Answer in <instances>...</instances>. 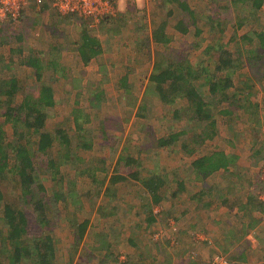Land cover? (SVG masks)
I'll return each instance as SVG.
<instances>
[{
	"label": "rangeland",
	"instance_id": "rangeland-1",
	"mask_svg": "<svg viewBox=\"0 0 264 264\" xmlns=\"http://www.w3.org/2000/svg\"><path fill=\"white\" fill-rule=\"evenodd\" d=\"M229 1L181 0L186 2L188 9L193 12L196 22L192 24L191 14L183 11L177 2L127 0L118 4L117 15L110 22L94 30L80 20L69 21L67 16L60 15L46 3L39 9L30 7L23 14L24 20L16 22L11 31L7 32L13 39L18 36L21 38V42L14 39L10 44L0 45V80L9 82L13 77H17L19 81L20 91L11 96L12 108L21 106L27 95L35 98L39 95L35 69L23 65L21 61L34 54L40 56V52H44L38 58L43 60V80L52 85L56 105L47 110L48 117L42 132L53 135L55 144L50 153L60 171L54 175L51 169L43 168L47 158L37 151L34 143L37 135L19 137L27 134L26 128L20 125L16 132L13 130V124L6 123L0 116V126H3L4 132L3 147L11 151L8 157L10 165L4 171L0 189L6 201L17 202L20 209L28 212L32 210V206L21 203L20 184L16 180L15 158L12 153V148L19 142L27 144L35 151L34 154H37L34 161L40 179L46 184L48 195L60 188L68 195L67 203L59 201L57 206L52 205L54 213L48 212L49 218L53 217L52 221H55L51 230L42 231L34 222H30V238L35 237L38 240L40 237L50 236L53 239V264H160L164 260L162 251L171 254L182 253L185 247L182 242L188 240L186 246L193 242L192 234L201 228L191 227L189 219H186L188 222L181 223L179 211L182 207L175 205L177 196L174 194L183 174L188 178L186 182L195 188L202 187V183L195 181L187 172L183 173V167L184 170L189 168L192 160L206 154L209 148L218 149L222 146L221 150L224 147L229 150L231 144L236 143V139L229 138L233 135L230 132L227 134L228 144L223 138L217 141L206 140L204 143L195 141L194 139L199 138L198 135L203 132L202 128L191 122L188 116L182 121H176L173 116L174 109L186 107L187 102L178 100L174 106L162 102L150 88L148 78L153 73L157 54L169 52V49L187 56L196 73L202 74L201 70L206 69L212 76L220 55L219 46L222 45L232 52L240 46L241 41L234 40L233 35L237 26L244 27L243 31H249L252 27L261 28L257 19L259 12L252 16L251 4L236 5ZM180 21H185L188 25L187 34L177 28ZM237 21L241 25H238ZM163 23L167 25L166 32L170 38L167 46L151 40L153 31ZM218 24L221 26H217ZM84 30H88L91 36L97 38L102 48L100 56L91 66L83 65L78 52ZM198 30L200 34H197ZM2 35H5V32H0V36ZM136 43L145 46L149 44V49L141 46L139 50ZM247 47L250 49L248 45ZM110 61H115L114 66H110V76L119 79L125 72H129L130 88L120 90L116 81L107 82L104 80L105 76L97 71V67H102L104 63L109 65ZM47 62L56 64L45 66ZM263 74L264 67L257 68L256 64L241 68L235 73L238 75L236 79H243L242 83L237 85L238 88H253ZM204 76L207 74H202L201 81H195L197 85L205 81ZM249 78L250 82H246ZM244 82L246 83L242 85ZM208 89L207 85L201 88L204 95L209 94ZM97 94L101 95L98 100L95 98ZM9 97L6 94L1 96L5 102ZM218 100L213 101L214 114L221 108H228V105L231 107L227 110L233 112L240 108L239 105L233 106L229 103L230 100ZM125 104L129 105V110ZM139 107H143L141 112H145L146 118L135 116ZM121 109L125 112L124 115L119 114ZM78 116L80 129L75 123ZM59 130L65 133L71 142L70 146L66 147L61 143ZM184 130L187 133L176 144L167 148L158 146V140L161 138ZM192 151L195 153L194 157ZM67 155L70 157L68 163ZM128 158L141 162V177H148L152 171L159 173L160 167L168 179L167 185L161 191L165 200L152 208L156 216V222L152 225L148 224L150 214L147 205H151L150 197L140 183L130 179V182L112 186L111 190L106 192L115 169L120 170L118 174L124 175L130 170L133 171V168H126ZM119 160L122 162L117 165ZM90 175L95 177V182ZM62 176L63 183L60 182ZM171 205L176 208L171 209ZM84 220H89V228L84 240L77 243L78 225ZM33 229L35 231H32ZM32 232H35V236ZM0 233V264H10L9 256L13 254V249L8 241L4 242L8 237V230L1 222ZM159 235L162 241H158ZM172 240L176 241V246H171ZM222 244L214 251L205 245L200 246L202 250L197 253L199 260L194 264H206L218 254H227L224 251L226 244ZM196 249L197 247H193L191 251ZM151 254L158 258L151 261ZM28 260L25 257L22 264H31ZM188 261V257L183 254L178 263L190 264Z\"/></svg>",
	"mask_w": 264,
	"mask_h": 264
},
{
	"label": "trees",
	"instance_id": "trees-1",
	"mask_svg": "<svg viewBox=\"0 0 264 264\" xmlns=\"http://www.w3.org/2000/svg\"><path fill=\"white\" fill-rule=\"evenodd\" d=\"M166 1L179 3L183 11L191 14L193 19L192 24H195L196 20H194L193 12L188 9L186 2H181V0ZM246 1L247 0H230L229 3L246 5ZM213 2H215V0H213ZM251 2L253 9L252 16H255L264 5V0H251ZM66 19L69 21L74 19L80 20L82 23L84 22L87 27L89 26L88 22L83 21V19L78 16H67ZM111 19L112 18H109L102 22L98 28H102L105 24L110 22ZM22 20H24V17L20 18V21ZM14 24V22L8 25L0 24V32H5V35L0 36V45L10 44L14 39L21 42L19 36L13 39L12 36H8L10 33L7 34V32L11 31ZM237 24L241 25L238 21ZM166 26L167 25L163 23L153 31L151 40L156 44L169 45L170 38L166 33ZM217 26L220 27L221 25L218 24ZM98 28L90 27V29L93 30ZM177 28L184 34L189 32L188 25H186L185 21H180ZM197 34H200L199 30ZM81 40L80 46H78V52L82 63L87 66L92 60L100 56L102 48L99 44V40L91 36L88 30L83 31ZM148 45L149 44L144 46L149 49ZM247 45L250 49H244ZM219 48V64L215 66L212 76L209 75L210 72L206 69L201 70L202 74H207V76L203 77L205 79L203 82L204 84H196L195 81H200L202 79V74L195 72L187 56H182L179 51L172 49L167 50L169 52L157 54L153 73L149 78L150 88L155 91L162 102L170 106H174L178 100H185L187 102L186 107L174 109V119L176 121H182L185 116H188L191 122L202 128L203 132L198 135L199 138H195L194 140H199L203 143L206 140H214L218 135L217 123L213 111V106H215V104L213 101L220 99L218 101L226 102L229 100L226 92L233 87L232 77L241 68L246 65L252 67L254 64H256L257 68H260L258 65L264 60V30L260 33L251 32L245 34L243 38H241V45L236 49L235 53L226 50L222 45H220ZM24 63L35 69L36 78L39 82V95L37 98L27 95L23 99L21 106L12 108L11 96H15L20 91L19 81L17 78H12L9 82L0 80V116L6 120V123H12L13 130L16 132H18V127H20V125L26 128L27 134L19 135V137L24 138L28 134L37 135V139L34 142L37 151L41 153L42 156L44 154L45 158H47L43 168L46 170L51 169L53 174L57 175L60 171L59 165L55 161L54 156L50 153V150L55 144V140L50 133L42 132L48 117L47 110L56 105L54 89L50 83L44 82L43 80L44 65L41 58H38L34 54L25 59ZM55 64L56 62H52L51 65ZM100 68L103 69V66ZM204 85L209 87V94H211V97H204V93L201 90ZM5 94L10 96L9 100L6 102L1 98V96ZM100 96V94H97L95 96L96 100L100 99ZM142 109L143 107H139L136 115L141 118H146L145 112H141ZM75 123L77 124V128L80 129L79 116L76 118ZM2 127L3 126H0V188L4 171L10 165L8 157H10L11 154V151L9 152L6 147H3L4 132ZM186 133L187 131L184 130L179 133H173L167 138H161L158 140V146L160 148L170 147L176 144ZM58 135L64 146L68 147L71 145V142L64 132L59 130ZM183 148L186 150V145H184ZM12 153L15 158L16 167L14 171L17 178L16 180L20 184L19 195L21 197V203L26 206H32V210L28 212L24 209H20L17 202L12 203L6 201L5 195L2 189H0V222L2 226L8 230V237L4 242L8 241L13 249V254L9 256L10 264H22L25 257L29 259L28 261L31 262V264H53L55 260L53 239L50 236L45 238L40 237L38 240L35 237L30 238V230L32 229H30V222H34L35 226L42 231L45 229L51 230L55 221H52L53 217L52 219L49 218L48 212L52 213V205L57 206V202L59 201L67 203L68 195L62 188L53 192L50 196L48 195L46 184L40 179L41 176L38 174V168L34 161L37 154H34L35 151L31 150L30 146L27 144H20L19 142V144L12 148ZM262 157L264 158V154ZM68 158L70 157L67 155V163L70 162ZM121 162L122 160H119L117 165H120ZM132 164L134 166H131ZM230 164H232V161L224 153H215L210 157L205 156L197 159L192 165L199 178L204 181L220 169L228 168ZM141 166L142 164L138 159L128 158L126 160V168H133V171L130 170L127 175H124L118 174L120 170L115 169V174L110 178V186L106 189V192L110 191L112 186L115 187L120 183L130 182V179L140 183L150 197L152 207L150 204L147 205L150 214L148 217V224L152 225L156 222V216L154 212H152V208H154L155 205L161 204L163 201L164 196L161 194V191L167 185L168 179H165V175L161 172L159 166H156V168L159 167V173L152 171L148 177L143 178L141 177ZM90 177L92 181L95 182V177L93 175H90ZM52 179L56 180V178ZM60 182H64L63 176ZM54 217H56V213ZM89 224V220H84L78 225V231L76 233L77 243L84 240ZM32 231L35 230L33 229ZM32 235L35 236V232H32ZM0 237H2L1 233Z\"/></svg>",
	"mask_w": 264,
	"mask_h": 264
},
{
	"label": "crops",
	"instance_id": "crops-1",
	"mask_svg": "<svg viewBox=\"0 0 264 264\" xmlns=\"http://www.w3.org/2000/svg\"><path fill=\"white\" fill-rule=\"evenodd\" d=\"M246 2L247 4H252L251 0H247ZM51 7L50 5L49 8ZM258 12L257 19L261 23V28L252 27L251 29L253 30L243 31L244 27L238 28L237 26L236 31L233 33L235 36L234 40L241 41V38L245 34L251 32L260 33L264 30V5ZM136 44L139 50L141 46L144 47L142 44ZM247 48V46L244 47V49ZM225 49L227 50V48ZM228 51L232 53L231 50L228 49ZM41 54H44V52L41 51L40 56ZM40 56L38 55L37 57ZM93 62L94 60L87 66H91ZM21 63L26 65L24 61H21ZM47 63V66L52 64V62ZM109 63V65L104 63L103 69L100 66L97 67V71L105 76H103L104 80L107 82L110 80L111 82L116 81V85L120 90L130 88V73L125 72L119 79L115 76L112 78L110 76V66H114L115 61H110ZM258 66L264 67V60ZM55 76L57 75H52V77ZM107 76L110 77L108 78ZM235 77H238V75H233V87L226 94H228L229 103H232L233 106L239 105L240 108L233 112L232 110H227L231 107V105H228V108L217 110L215 120L218 135L214 140L217 141V139L223 138L228 144L227 134L232 132L234 138L232 136H229V138L236 139V143H232L229 150L225 149L226 147L221 150L222 146L218 149L209 148L206 154L195 157L190 163L189 168L184 170L183 167L182 172H187L195 181L202 183V187L195 188V186L189 185L188 181L186 182L187 176L183 174L181 182L176 186L175 196H177V201L174 203L177 207H182L179 211V216L182 217L181 223L189 219L191 227L198 226L201 229L192 234L193 242H190L189 245L186 246L188 240L182 242V245H185L182 253L176 252L171 254V252L162 251L161 256L164 257H162V260H164L160 264H179L178 262H180V257L183 254L188 257L190 264H194L195 261L199 260L197 253L202 250L200 246L205 245L214 251L218 250L223 245V242L226 244L224 251L227 252V254L224 253L223 255L228 258L230 264H264V182L261 179L260 173V167L264 161L262 157L264 154V74L261 76L260 81L255 82L256 85L253 88L248 87V90L238 88L237 85L241 84L243 79H236ZM246 82H250V78L246 79ZM205 95L211 97V94L205 93ZM205 95L204 97H207ZM254 98L257 100H254ZM125 106L129 110V105L125 104ZM136 113L137 111H135V116H137ZM119 114L124 115L125 112H122L121 109V113L119 112ZM245 115H248V117H245ZM248 129L249 133L246 131ZM191 153L193 154L194 152L192 151ZM215 153H224L232 161V164L226 169H220L202 181L192 164L199 158L210 157ZM194 156L195 153L192 157ZM165 179L167 178L165 177ZM180 203L182 205H178ZM176 206L171 205L170 207L171 209H175ZM157 239L158 241H162L161 235ZM171 243V246L177 245L174 240ZM193 247H197V249L191 251ZM153 258H158V256L153 255L151 261L154 260ZM210 261L206 264H209Z\"/></svg>",
	"mask_w": 264,
	"mask_h": 264
},
{
	"label": "built area",
	"instance_id": "built-area-1",
	"mask_svg": "<svg viewBox=\"0 0 264 264\" xmlns=\"http://www.w3.org/2000/svg\"><path fill=\"white\" fill-rule=\"evenodd\" d=\"M123 1L127 0H0V24L19 22L30 7L39 9L49 3L60 15L78 16L88 22L91 28H98L102 22L117 15V6ZM260 173L264 182V161ZM209 264L230 263L225 255L218 254Z\"/></svg>",
	"mask_w": 264,
	"mask_h": 264
}]
</instances>
